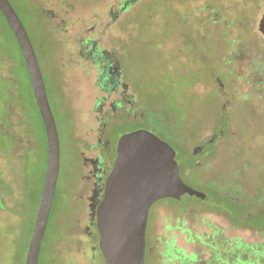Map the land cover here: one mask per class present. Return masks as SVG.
Masks as SVG:
<instances>
[{"label": "rangeland", "instance_id": "rangeland-1", "mask_svg": "<svg viewBox=\"0 0 264 264\" xmlns=\"http://www.w3.org/2000/svg\"><path fill=\"white\" fill-rule=\"evenodd\" d=\"M11 1L37 52L61 144L41 264H106L92 221L101 190L97 151L90 148L123 92L135 100L138 117L131 115L136 122L116 133L146 129L180 152L177 138L188 153L177 159L181 168L202 143L217 139L191 186L200 189L205 180L238 184L245 193L264 189V0ZM108 65L121 86L103 84ZM222 113L228 119L223 136ZM20 120L35 143L23 165L36 185L44 169L41 121L19 47L0 13V146L11 140L2 129ZM32 205L25 209L29 217ZM150 221L147 264H225L257 256L264 263V231L233 226L217 212L175 210L161 201ZM14 223L0 215V264H17L23 255L27 223L15 232Z\"/></svg>", "mask_w": 264, "mask_h": 264}, {"label": "water", "instance_id": "water-1", "mask_svg": "<svg viewBox=\"0 0 264 264\" xmlns=\"http://www.w3.org/2000/svg\"><path fill=\"white\" fill-rule=\"evenodd\" d=\"M0 10L22 50L47 133L46 174L25 261V264H39L60 171V136L28 30L10 0H0ZM116 150L104 196L95 212L99 248L106 264H145L151 206L167 197L180 199L188 193L205 198L206 194L183 180L177 150L151 131L136 129L123 133Z\"/></svg>", "mask_w": 264, "mask_h": 264}, {"label": "trees", "instance_id": "trees-1", "mask_svg": "<svg viewBox=\"0 0 264 264\" xmlns=\"http://www.w3.org/2000/svg\"><path fill=\"white\" fill-rule=\"evenodd\" d=\"M17 5L18 6L20 5L19 1H17ZM13 6L18 12L16 4H13ZM0 13L2 14V17L4 18L5 22L9 26L10 31L16 40V43L20 50V55H21L23 64L25 65V68L28 73L26 62H25L22 50L20 48V45L18 43V40L1 10H0ZM28 78H29V85L31 89L32 99L34 101V105L37 109V112H38V115L41 121V132L43 135L42 152L44 154V169L42 172V177L39 180V182L36 185L32 184L31 180H29V177L25 174V167L23 165V158L26 157L28 152L34 149L33 146L35 145V143H33V140L31 141V139L29 138V135H30L29 127H23L22 121L20 120L17 126L16 124L12 125V129L10 128L11 125H9L7 127V129L9 128V131H7V129H2L3 132L6 130L4 134L7 135V137H10L11 140L8 141V143L10 144L9 146L7 147L5 146V148L0 146V159H2V162L0 163V215L7 216L15 220V223L11 226V229H13L17 226L23 225V223L28 222L27 219L29 215H26L25 209L28 206L31 207V204H33L32 205L33 206V212H32L33 216L29 217L30 222L29 224L27 223V228H26L27 233H28V239L26 242L23 255L21 258H19V263L17 264H25V261H26L27 251H28L32 231L34 228L39 203H40V198H41V193H42V188H43L46 168H47V160H48V142H47L46 128H45V124H44L42 115L40 113V110H39V107H38V104L35 98V94L33 91L29 73H28ZM222 115L224 118V121L222 122L224 126V128L222 129V136H223L226 133V130L228 128V119L225 113H222ZM115 119L117 118H114V120ZM122 121L123 123L121 122V124H126L133 120L132 118L131 119L123 118ZM123 133H126V132H123ZM123 133L118 134L117 132L118 135H122ZM176 139H173V141L177 145V148L180 151L178 152V150L175 148L177 150L176 158L178 159L179 155L181 154L180 156L182 157V160H183L185 155L188 154L187 148L185 147L184 143H181L182 141H178ZM216 141L217 139L214 138V140H210L205 143H202L201 146L197 149V151L195 150L194 152H192L193 156L195 157L194 158L188 157L187 158L188 164L186 165L185 163L186 166H184V168L183 167L181 168V165H180L181 176L187 184L190 185L189 181H191L192 177L194 176V172L195 171L198 172V169H202L205 162L209 160V157L212 155L213 150L215 148ZM199 156L200 157L202 156V160L200 161L199 159H195L196 157H199ZM200 186L202 188H200L199 190L203 191L206 194L205 198L198 197L196 195H190L186 193L180 199L167 197V198L158 200L157 202L167 201L169 202L171 207L175 210H182V211H188V212H190V210L192 209H195L196 211H199V210L214 211L228 218V220L231 222L233 226H240V227L250 229V230L264 231V189L259 188L253 191L252 193H248V192L245 193L242 191V188L238 186V184H231L225 181V182H222V185L218 183H215L214 185L205 180L200 183ZM56 193H57V187H56V192L54 196V201L56 199ZM54 201H53L47 229L54 216L53 215L54 214ZM157 202H155L153 205H155ZM92 221L94 223V227L97 226L95 213L92 217ZM151 229H152V225L150 221L148 222V227H147V248H146L145 264H147L146 262L147 257L152 256L151 248L149 246V242L152 239V236L149 237V231L151 232ZM12 231H14V229ZM46 235H47V232H45L44 239ZM98 235H99V232L97 229L96 231L97 240L96 241H98ZM238 249L244 252V249H242L241 247H238ZM55 250L56 249H54V252ZM98 251H100V248H98ZM42 252H43V246L41 247L39 264L42 263ZM56 255H58V253H56ZM260 258L261 257L257 256L256 259H248L247 261H243V260H240L241 259L240 257H238L235 259L227 258L224 261H225V264H264V263H261Z\"/></svg>", "mask_w": 264, "mask_h": 264}, {"label": "flooded vegetation", "instance_id": "flooded-vegetation-1", "mask_svg": "<svg viewBox=\"0 0 264 264\" xmlns=\"http://www.w3.org/2000/svg\"><path fill=\"white\" fill-rule=\"evenodd\" d=\"M264 28V19H263ZM94 51H96L94 49ZM95 53V52H94ZM105 85L111 84V87L121 86L119 83L118 73H112L113 67L108 65L105 67ZM129 104L130 107L126 108ZM116 105V106H115ZM135 100L128 99L126 94L123 92L121 98L114 99L112 101V115L106 117V120L102 122L99 133L97 135V143L91 146V150L97 151L94 161L97 166L96 170V182L95 185L100 188L101 193L99 194V202L104 196L105 192V182L112 170V165L117 156L116 147L118 144V139L121 135L116 133L117 128L123 123L124 119H131V115L137 118L138 114L136 111ZM105 114V113H104ZM114 118H117L114 120ZM134 121V120H133ZM136 122V121H134Z\"/></svg>", "mask_w": 264, "mask_h": 264}]
</instances>
